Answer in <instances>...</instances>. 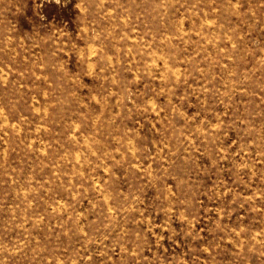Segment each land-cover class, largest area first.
Returning a JSON list of instances; mask_svg holds the SVG:
<instances>
[{"label": "rangeland", "instance_id": "1", "mask_svg": "<svg viewBox=\"0 0 264 264\" xmlns=\"http://www.w3.org/2000/svg\"><path fill=\"white\" fill-rule=\"evenodd\" d=\"M0 264H264V0H0Z\"/></svg>", "mask_w": 264, "mask_h": 264}, {"label": "bare ground", "instance_id": "2", "mask_svg": "<svg viewBox=\"0 0 264 264\" xmlns=\"http://www.w3.org/2000/svg\"><path fill=\"white\" fill-rule=\"evenodd\" d=\"M110 11V10H109ZM43 150V149H42Z\"/></svg>", "mask_w": 264, "mask_h": 264}]
</instances>
